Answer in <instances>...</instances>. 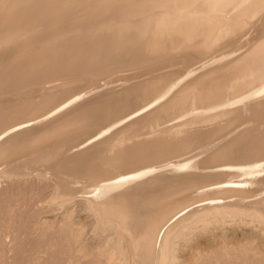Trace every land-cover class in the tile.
<instances>
[{
    "label": "bare ground",
    "instance_id": "obj_1",
    "mask_svg": "<svg viewBox=\"0 0 264 264\" xmlns=\"http://www.w3.org/2000/svg\"><path fill=\"white\" fill-rule=\"evenodd\" d=\"M11 8L24 34L0 48V183L52 185L46 205L83 234L57 263L264 264V0ZM31 241L22 264H42Z\"/></svg>",
    "mask_w": 264,
    "mask_h": 264
},
{
    "label": "rangeland",
    "instance_id": "obj_2",
    "mask_svg": "<svg viewBox=\"0 0 264 264\" xmlns=\"http://www.w3.org/2000/svg\"><path fill=\"white\" fill-rule=\"evenodd\" d=\"M16 1L17 0H0V48L2 49H4L5 47L10 49L14 45H19V43L22 40L23 34H24L23 31L17 32L18 31L17 29L15 30L11 28L9 25H7V23H9L8 21L5 22L3 21V19H1V17L4 16V14L6 15L7 12H11V10L13 9L11 8V6ZM248 35L247 37H250L251 33L249 36ZM13 37H16V38H13ZM18 37H21V38H18ZM259 40L253 39L252 42H258ZM77 42H81V41H77ZM66 94L68 95V93ZM75 115L76 113L63 116L57 125H53L50 128H53V127L55 128L56 126L61 125L63 122L65 123V121L68 122L69 120L74 118ZM23 181H26V182L23 183ZM28 181L29 183H27ZM39 181L40 180L35 179V178L31 180V178L25 179V178L16 177L14 179L13 178L5 179L0 183V264H22V259H27L25 258V256L27 255L26 257H28L29 254L31 253L29 251L31 246L30 244H28L31 240H32L31 241L32 246H35L36 244L39 245L38 244L39 242L41 243L40 245H42V246L40 245L39 246L40 248L42 247L41 252L44 251V254L42 253L43 258L40 256L41 253H40L39 246H38L39 250L36 249V251L37 252L39 251L40 253L39 255L41 257L40 260L44 259V261L43 260H41L42 262L40 261L42 264L45 262V260L46 262L48 261L47 262L48 264H58L57 258L60 259V256L62 254H64L65 256L67 255L66 257L69 258L71 255L70 253H73L72 250H74L73 247L75 248L74 246L75 244L72 243L74 244L72 247L71 242H76L77 239H81L80 236L81 237L83 236L82 233L79 235L77 231L75 232V231H72L71 229L68 230L67 226H68L69 221L67 218H65L64 212L54 211L53 210L54 208H51V206L46 205L45 201L50 197V192L52 195V190H51L52 185L47 182L42 183ZM48 185H51L50 188ZM44 203L46 206H44ZM37 222L40 225H38ZM225 226H226L225 232H227L230 235L234 234V236L236 237L238 236V238L239 236L242 237L244 230L246 231L248 229V227H246L247 228L246 229L244 228V226H239V225H237L236 227H233V224L231 223H226ZM210 228H216V225L212 224ZM217 228L219 229L217 230ZM217 228L213 230L215 231L213 233L215 234L214 237L218 239L225 232H224L223 226L217 225ZM73 230H76V229H73ZM218 231H220L222 234ZM92 233H90V236L91 238L95 240L94 237L96 235ZM63 234L64 235L66 234V235L64 236ZM206 240H207V237H201L199 239V241L203 242V244L207 242ZM245 241L247 240H243L241 243ZM68 244H70L69 248L72 247L70 251L68 250L69 248L67 249ZM240 244L238 243L236 244V246H233V247H239ZM53 246H55V248ZM192 250H189L186 254L188 258V262L190 263L192 262L191 261ZM210 250L213 251L215 249L211 248ZM219 251L222 253L221 250ZM204 252L208 253L207 250ZM35 255L37 256V253H35ZM64 255L62 256L64 257ZM189 255H190V259H189ZM65 258H62L60 260H64ZM67 258L65 260H68ZM213 258L211 261V260H208V258L203 257L200 259L202 261L199 260L195 264H221V261L219 259L217 261L215 258L214 259ZM59 259H58V262L61 263ZM225 259L227 260V258ZM222 264H227V261L225 260L224 262L222 261Z\"/></svg>",
    "mask_w": 264,
    "mask_h": 264
}]
</instances>
